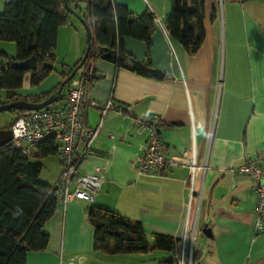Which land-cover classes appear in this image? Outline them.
<instances>
[{
    "label": "crops",
    "instance_id": "0c3cea01",
    "mask_svg": "<svg viewBox=\"0 0 264 264\" xmlns=\"http://www.w3.org/2000/svg\"><path fill=\"white\" fill-rule=\"evenodd\" d=\"M70 1L83 15L86 4ZM114 1L134 15L153 14L150 50L131 37L124 43L137 60L147 61L149 55L152 67L166 77L148 78L106 59H94L91 66L99 77L87 83L90 95L100 102L113 99L126 108L124 115L107 114L81 167L86 173L100 171L103 185L92 203H58L44 227L50 234L48 248L28 252L26 264H160L171 258V254L150 256L153 251H95V228L88 217L92 207L141 221L150 240L155 233L181 239L188 220L190 234L203 253L194 264H264V231L256 233L254 227V181L231 172L246 156L264 160V0H205L206 37L194 56L167 30L172 0ZM70 15L68 24L59 29L55 49L61 72L71 70L88 45L84 24L79 18L74 23ZM61 72H52L38 86L31 85L28 72L23 86L11 93L32 97L49 92L62 82ZM9 95L7 91V100ZM153 115L163 120L167 156H187L207 169L196 172L194 179L188 165L156 176L139 175L137 160L145 152L147 134L135 132L130 117ZM101 119L98 109L87 108V126L95 128ZM47 168L44 182L53 186L61 172L58 156L47 162ZM192 183L195 195L189 207Z\"/></svg>",
    "mask_w": 264,
    "mask_h": 264
},
{
    "label": "trees",
    "instance_id": "16d2710c",
    "mask_svg": "<svg viewBox=\"0 0 264 264\" xmlns=\"http://www.w3.org/2000/svg\"><path fill=\"white\" fill-rule=\"evenodd\" d=\"M65 1L4 0V10L0 13V39L15 42L17 55L9 57L0 53V58L7 62L6 69L1 72L0 88L10 93L11 101L40 102L60 89L63 95L68 91L73 79L68 81L67 78L82 59L69 72H61L62 82L49 92L33 96L34 99L11 93L23 86L28 72H31V85L38 86L56 71L58 32L68 24L70 15L65 9ZM80 1L86 4L85 12L80 16L76 6V15L92 34L89 57L78 71L84 72L86 85L99 77L91 66L99 57L115 63L118 68L148 78L165 79L164 72L152 67L149 55L147 61L137 60L126 50L124 43L126 37H131L145 42L150 50L155 29L151 12L134 15L127 6L114 0ZM204 1L172 0V10L167 17L169 34L185 47L190 56L197 54L206 37ZM34 55L38 62L36 71L15 66L18 61ZM17 112L15 119L28 111ZM58 148L59 143L53 137L43 140L31 156H24L10 144L0 148V264H26L28 252L48 248L50 234L44 227L55 214L59 199L53 186L41 180L44 166L39 159L57 155ZM88 217L95 228V251L146 254L160 250L171 254V258L160 260V264H179L181 239L155 233L150 240L141 221L100 207L90 208Z\"/></svg>",
    "mask_w": 264,
    "mask_h": 264
},
{
    "label": "built area",
    "instance_id": "2783aa9c",
    "mask_svg": "<svg viewBox=\"0 0 264 264\" xmlns=\"http://www.w3.org/2000/svg\"><path fill=\"white\" fill-rule=\"evenodd\" d=\"M84 72H79L73 78L68 91L61 95L58 101L46 108L28 111L11 124L13 138L10 145L18 149L24 156H31L38 145L48 137H53L59 143L57 156L61 172L53 189L59 202L63 205L82 200L92 203L98 196L103 177L100 171L86 173L81 171L85 159L90 155L93 143L99 135L102 122L107 114L114 111L125 114V106L113 99L100 102L93 98L83 79ZM88 107L98 109L102 114L100 124L93 128L85 123V113ZM131 128L138 134H147L146 149L137 160L139 175H160L164 170L178 165H188L194 179L195 173L207 169L206 165H198L190 157L171 158L166 154L163 137V120L160 116L130 117ZM233 175H244L253 179L256 192L255 232L264 231V160L260 161L245 157L244 162L231 169ZM188 206H191L195 195L194 183L190 189ZM181 243H189L190 251L195 244L194 234H190L187 220ZM179 264H194L192 256L186 261L179 256Z\"/></svg>",
    "mask_w": 264,
    "mask_h": 264
},
{
    "label": "water",
    "instance_id": "95a60500",
    "mask_svg": "<svg viewBox=\"0 0 264 264\" xmlns=\"http://www.w3.org/2000/svg\"><path fill=\"white\" fill-rule=\"evenodd\" d=\"M65 9L67 12L76 15L75 9L72 6H70V4L68 3L67 0L65 1ZM78 18H80V17H78ZM85 28L87 31V41H88L87 49L85 51V54H84L81 62L78 64V66L73 70V72L67 78L68 81H71L76 76L78 71L83 68V66L85 65V63L89 57L90 51H91L92 34H91L89 27L85 26ZM15 66L19 69H23L26 71H36L38 68V62H37L36 56L34 55L27 60L18 61L15 64ZM6 67H7L6 60H5V58L1 57L0 58V73L3 72L6 69ZM50 67H52V65H50ZM62 94H63V91L60 89L56 93L50 95L48 98H46L45 100L40 101V102H33V101L25 100V99H19V100L9 101L6 103H1L0 104V113L1 112H7V111L40 110V109L46 108L49 105H51L52 103L58 101ZM12 138H13V135H12V131H11L10 127L0 128V148H2L5 145L10 144ZM209 235H210V232H209ZM210 236H212V235H210ZM190 253L192 256V262L193 263H196L197 261H199L200 257L203 254L202 249L198 244H194L192 247V251H190L189 243H184V244L181 243L179 246V249H178L179 256L182 257L184 259V261H186V258L190 255Z\"/></svg>",
    "mask_w": 264,
    "mask_h": 264
},
{
    "label": "rangeland",
    "instance_id": "374dc122",
    "mask_svg": "<svg viewBox=\"0 0 264 264\" xmlns=\"http://www.w3.org/2000/svg\"><path fill=\"white\" fill-rule=\"evenodd\" d=\"M78 4H80V6H84L82 1H77ZM4 10V0H0V13H2ZM78 17L75 14L70 15V19L76 23L75 20ZM69 40L67 37H65L64 39V44H68ZM67 46V45H66ZM0 53H4L9 57H15L17 55V46L16 43L13 41H9V40H3L0 39ZM55 68L57 71L61 72L62 70V66L60 62H57L55 64ZM66 73L69 71H65ZM0 78H1V73H0ZM10 97V95H9ZM33 97V96H32ZM32 97H28V99H34ZM0 98L2 100H0V104L1 103H6L11 101L10 99L7 100V91L5 89H1L0 88ZM18 112L17 111H7V112H1L0 113V127H10L11 124L14 122L15 117L17 116ZM57 156L53 155V156H49L47 158H42L39 159L42 163H43V170H42V175H41V180L44 181V175L48 174V168H47V162H52V161H56ZM32 160H38L37 158H33ZM49 164V163H48ZM154 256L158 257V256H170V253L166 252V251H160V250H155L152 253H150V256Z\"/></svg>",
    "mask_w": 264,
    "mask_h": 264
}]
</instances>
